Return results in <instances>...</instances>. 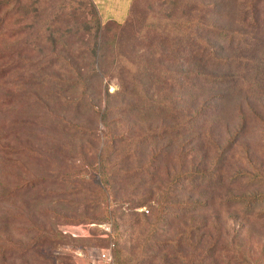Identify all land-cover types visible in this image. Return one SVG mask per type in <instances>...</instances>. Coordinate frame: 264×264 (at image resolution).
<instances>
[{
	"label": "trees",
	"instance_id": "1",
	"mask_svg": "<svg viewBox=\"0 0 264 264\" xmlns=\"http://www.w3.org/2000/svg\"><path fill=\"white\" fill-rule=\"evenodd\" d=\"M138 1L131 0L125 20L117 23L101 22L92 0H0V37L13 41L0 49V79L21 68L28 76L25 85L31 91L44 89V98L53 107L90 111L92 127L74 128L81 141L88 139L95 147L90 153L94 167L81 168L82 179L99 190L103 208H110L107 200L115 207L112 216L121 219L130 242L141 239L138 247L145 255L143 263L152 264L157 259L165 264L176 259L167 249L169 242L161 241L168 233L162 232L157 238L155 223L160 206H150L148 216L136 213L150 201L148 193H137L143 177H154L147 174L150 157H159L161 162L168 158L155 147L156 140L174 149L176 199L167 226L170 230L175 227L173 246L177 254L187 243L195 264H235L228 257L222 226L204 220L202 215L208 209L192 210V200L186 198L199 187L216 188L219 183L212 178L215 171L204 176L195 168L191 170L189 160L198 157L200 146L207 143L199 130L207 123L208 111L215 114L228 108L236 95L249 107L245 96L255 95L258 86L264 90V8L258 2L243 0H157L164 8L163 16L141 30L138 21L128 17ZM110 30L114 33L108 38ZM25 51L34 53L35 60L18 61L14 53ZM113 79L117 89L109 93ZM94 98L103 105H92ZM36 106L35 102L28 105ZM238 106L235 111L240 113ZM141 124L146 125L144 136L139 133ZM145 141L150 152L147 162L137 152ZM192 151L197 154L191 156ZM228 184L236 185L237 181ZM122 185L132 191L119 194ZM23 187L35 186L8 185L5 197L15 198L23 193ZM230 201L250 215L257 211L256 216L264 217V193L233 196ZM195 207L203 205L197 203ZM73 226H58L57 235L62 240L89 239L62 233L63 228ZM88 226H92L89 230L95 227ZM53 239L47 232L35 234L17 253L10 244L7 252L0 250V264L12 260L47 264L44 253ZM131 247L130 257L134 251ZM113 250L114 262L121 264Z\"/></svg>",
	"mask_w": 264,
	"mask_h": 264
},
{
	"label": "rangeland",
	"instance_id": "2",
	"mask_svg": "<svg viewBox=\"0 0 264 264\" xmlns=\"http://www.w3.org/2000/svg\"><path fill=\"white\" fill-rule=\"evenodd\" d=\"M102 1L101 4L96 2L101 22L105 19L121 21V14L124 17L128 9L125 0ZM243 1L258 2L264 8V0ZM163 14L164 8L157 0H139L131 7L128 17L131 20L132 16L138 21L139 29L146 30L149 22L158 20ZM107 32L108 38L114 33L113 30ZM8 42L12 44L13 41L9 39L6 42L5 38L0 37V49ZM13 50L18 52L19 49L15 47ZM14 54H18V61L22 62L36 58L34 53L28 54L27 51ZM19 70L12 72L10 77L0 79V250L7 252L12 244L17 253L29 238L47 232L55 240L45 250L47 264H90L99 251L110 244L117 251L116 259L121 264H145V255L140 254L142 248H139L141 239L130 242L129 232L121 219L117 215L112 216L115 207L107 200L110 208H103L101 202L104 199L100 197L99 190L87 179H82L81 168L94 167V163L90 162V153L95 147L88 139L81 141L74 128L88 130L92 127L90 111L58 110L46 101L44 89L31 91L25 85V77L28 79V76L21 73V68ZM116 89L115 80L109 81L108 92L113 93ZM260 89L261 86H258L255 95L245 96L249 107L236 95L230 100L228 108L223 107L215 114L208 111L207 123L201 126L199 134L209 144H202L198 157L189 160L191 170L195 168L204 176H210L211 171H215L212 178L219 183V188L198 185L199 188L189 192L186 198H191L192 210L208 209L202 215L204 220L222 226L227 236L228 257L235 264H264V217L256 216L257 211L250 215L242 206H232L230 201L233 196L248 197L254 193H264V182H261L264 179V90ZM7 97L11 98L6 100ZM34 102L35 106L37 103L34 109L28 107ZM91 104L98 107L103 102L94 98ZM237 106L241 109L240 113L239 109L235 111ZM140 126L142 129L139 133L146 135V125ZM146 143L137 151L145 156V162L150 156ZM154 143L158 151L167 154L168 158L161 162L159 157L154 160L150 157V167L157 172L150 168L147 174L154 177H143V184L137 186V193H148L150 201L137 209L136 213L148 216L149 207L156 209L159 205L156 215L159 221L155 223L157 238L162 232L168 233L161 237V241L169 242L167 249L176 258L175 261L167 260L165 264H195L187 243L177 254L174 249L175 227L170 230L167 226L170 208L176 199L174 149L168 148L164 142L155 140ZM196 154L191 152V156ZM235 179L236 185L228 184ZM21 184H34L35 187H23V193L12 199L5 197L6 186L16 188ZM119 188V194L132 191L126 185ZM113 192V189L109 191V195L113 196ZM197 203L203 207H195ZM65 223L73 224V227H87L89 224L95 227L89 230V239L62 240L57 235V228ZM179 230L183 231L184 228L180 227ZM131 246L134 251L130 257ZM8 264L21 262L12 260ZM152 264L159 262L156 259Z\"/></svg>",
	"mask_w": 264,
	"mask_h": 264
},
{
	"label": "built area",
	"instance_id": "3",
	"mask_svg": "<svg viewBox=\"0 0 264 264\" xmlns=\"http://www.w3.org/2000/svg\"><path fill=\"white\" fill-rule=\"evenodd\" d=\"M92 226H75L69 228H63L62 233L69 235L71 238H86L89 237V229ZM106 237V236H102ZM113 244L108 245L104 250L99 251L98 256L91 260L90 264H116L113 259Z\"/></svg>",
	"mask_w": 264,
	"mask_h": 264
},
{
	"label": "crops",
	"instance_id": "4",
	"mask_svg": "<svg viewBox=\"0 0 264 264\" xmlns=\"http://www.w3.org/2000/svg\"><path fill=\"white\" fill-rule=\"evenodd\" d=\"M105 2H106V0H104ZM92 2H93V4H94V6H95V8H96V4L97 3H99V4H101L103 1L102 0H92ZM97 2V3H96ZM118 3H119V1H118ZM126 3V4H125ZM125 5H127V8H129V5H130V3H131V0H125ZM96 10H97V8H96ZM98 12V11H97ZM127 12H128V9H127V11L125 12V15H124V17H123V14H121L122 15V20L121 21H117V20H114V19H105V20H103L102 22H106V21H114V22H117V23H121L122 21H124L125 20V18H126V16H127ZM116 14L118 15L119 14V12L118 11H116Z\"/></svg>",
	"mask_w": 264,
	"mask_h": 264
}]
</instances>
